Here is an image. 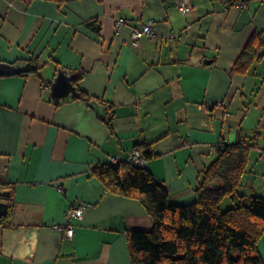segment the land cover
Segmentation results:
<instances>
[{
  "label": "crops",
  "instance_id": "1",
  "mask_svg": "<svg viewBox=\"0 0 264 264\" xmlns=\"http://www.w3.org/2000/svg\"><path fill=\"white\" fill-rule=\"evenodd\" d=\"M148 21L156 36L134 46L133 31ZM254 34L259 53L235 69ZM33 57L40 75H0V183L14 188L3 199L0 264H130L127 232L154 221L93 167L135 148L150 149L146 168L172 202L187 204L220 141L255 139L243 197L221 207L264 198V0H0V61ZM59 69L77 73L93 102L113 106L111 126L92 102L51 98ZM79 204L70 239L55 225ZM257 247L264 261V235Z\"/></svg>",
  "mask_w": 264,
  "mask_h": 264
},
{
  "label": "trees",
  "instance_id": "2",
  "mask_svg": "<svg viewBox=\"0 0 264 264\" xmlns=\"http://www.w3.org/2000/svg\"><path fill=\"white\" fill-rule=\"evenodd\" d=\"M261 45L260 36L254 34L237 59L235 69L253 62ZM27 62L28 70L20 74L40 75L43 65L39 58ZM79 79L74 80L75 85ZM78 90V98L90 103L95 100ZM96 101L106 107L104 119L111 126L113 106ZM257 144L255 139L223 142L216 160L201 174L195 199L187 204L172 202L169 188L146 166L138 167L125 158L117 165L110 161L95 165L93 174L107 189L140 200L154 221L150 230L127 232L130 264H264L257 247L264 235V198L254 195L250 205L221 207L227 197H243L238 191ZM143 150L147 159L152 157L150 149ZM0 188L6 187L0 183ZM9 188L13 192L14 188ZM4 220L6 217L0 223Z\"/></svg>",
  "mask_w": 264,
  "mask_h": 264
},
{
  "label": "built area",
  "instance_id": "3",
  "mask_svg": "<svg viewBox=\"0 0 264 264\" xmlns=\"http://www.w3.org/2000/svg\"><path fill=\"white\" fill-rule=\"evenodd\" d=\"M236 3L238 6H244L247 3V0H236ZM188 8L189 7L185 2H181V9L183 11L188 10ZM122 24H123V20L121 19L117 22V28H119ZM144 36H148V37L156 36L155 26L152 21H148L147 23L143 24L141 28H137L133 31L132 39H131L132 44L134 46H138L140 39ZM45 86L48 87L49 85L46 84ZM212 107L213 106L211 104H205L202 109L208 111ZM223 142L224 141H220L217 144V150H219ZM143 151L144 150L142 148H135L126 155L124 160L138 167H144L146 166L147 159ZM109 160L112 164L117 165L120 162L121 158L117 155H112L110 156ZM84 209H85V205L83 204L72 205L67 211L66 221L64 223L55 225V229L63 232L65 237L73 239L75 235V226L72 221L74 219L82 218L84 214Z\"/></svg>",
  "mask_w": 264,
  "mask_h": 264
},
{
  "label": "water",
  "instance_id": "4",
  "mask_svg": "<svg viewBox=\"0 0 264 264\" xmlns=\"http://www.w3.org/2000/svg\"><path fill=\"white\" fill-rule=\"evenodd\" d=\"M29 68L28 63L18 62L14 65L0 61V75L13 74L26 71ZM78 78L77 73H69L67 70L59 69L57 75L50 84L49 95L56 102H60L70 96L79 97V90L76 87L74 80ZM95 108H97L103 118L106 117V107L99 102H93ZM11 195V191L8 189L0 188V219L6 217L8 214L9 204L3 200Z\"/></svg>",
  "mask_w": 264,
  "mask_h": 264
},
{
  "label": "rangeland",
  "instance_id": "5",
  "mask_svg": "<svg viewBox=\"0 0 264 264\" xmlns=\"http://www.w3.org/2000/svg\"><path fill=\"white\" fill-rule=\"evenodd\" d=\"M227 208L224 204H223V209Z\"/></svg>",
  "mask_w": 264,
  "mask_h": 264
}]
</instances>
